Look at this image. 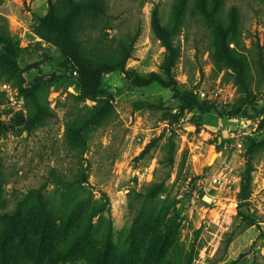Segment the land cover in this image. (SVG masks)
Masks as SVG:
<instances>
[{
  "label": "rangeland",
  "instance_id": "obj_1",
  "mask_svg": "<svg viewBox=\"0 0 264 264\" xmlns=\"http://www.w3.org/2000/svg\"><path fill=\"white\" fill-rule=\"evenodd\" d=\"M107 1L111 36L140 31L127 69L140 76L155 72L174 84L138 86L117 71L104 76L99 101L80 100L65 54L35 34L49 0H0V17L23 50L21 79L0 75L6 205L41 195L51 207L44 264H264V145L254 144L262 140L259 125L264 131V0H225L226 13L237 8L242 31L229 38L238 62L221 68L208 51L209 30L191 12L171 37L175 64H165L167 48L153 31L152 11L158 8L167 26L176 0ZM188 93L210 112L182 111L180 97ZM105 99L109 117L82 131L83 154L71 152L68 123ZM243 103L242 115L228 114ZM171 132L176 165L146 235L132 230L134 198L165 176L167 168H157ZM82 163L88 183L65 184L75 174L80 178ZM37 217L31 204L25 218L31 237L38 233Z\"/></svg>",
  "mask_w": 264,
  "mask_h": 264
},
{
  "label": "trees",
  "instance_id": "obj_2",
  "mask_svg": "<svg viewBox=\"0 0 264 264\" xmlns=\"http://www.w3.org/2000/svg\"><path fill=\"white\" fill-rule=\"evenodd\" d=\"M224 4L225 0H193L192 4L190 0H176L167 26L161 25L158 8L153 9V31L167 48L165 64L169 60H172V66L175 64L178 52L171 37L186 22L189 12L209 30L211 45L208 51L219 68L233 67L238 62L236 57L240 54L230 49L229 38L241 34L239 12L235 6H232L226 13ZM113 20L114 15L110 13L107 0H49L48 12L35 25L34 30L45 43L52 44L65 54L70 68V77L73 80L72 84L78 94L76 97L80 100L99 101L103 96L101 83L104 76L117 71L123 72L138 86H145L152 82L173 85L172 78H170V84L158 73L152 72L140 76L134 70L127 69L128 61L132 59L135 45L140 37V31L111 36L109 31L113 29ZM38 46L41 47V44ZM22 54L23 50L12 40L7 23L0 17V75L15 74L18 79H21ZM104 101L90 112H80L76 119L68 123L65 142L71 152L83 154L86 151V142L82 131L90 125L105 122L109 117L112 107L108 100ZM180 101L182 111L197 108L203 113H209L211 110L207 103L199 106L198 99L193 93L182 95ZM243 108L244 103L233 106L228 114L240 116L243 114ZM262 112L264 116V109ZM19 122L25 124L27 121L20 118ZM259 130L262 131V140L254 141V144L261 146L264 145V131L261 125ZM68 131L72 132L73 138L68 136ZM173 136L174 132H171L163 148L164 155L158 162L160 166L157 172L164 166L167 168L163 173L165 176L145 185L134 198L136 212L132 230L139 228L138 232L146 235L151 232L149 229L153 226L157 200L164 195L167 182L176 165L178 144ZM80 167L82 168L80 178L78 179L75 174L74 181L65 179V184L88 183L87 169L83 163ZM244 178L243 189L246 191L251 181V171H248ZM57 179L62 180L59 175ZM4 183L5 174L0 170V264H44V235L52 226L47 215L51 207L44 202V197L41 195L34 196L32 199L31 195L17 199L12 207H8L6 200L2 198ZM31 204H34L38 211V233L34 237L27 233L25 224ZM239 213H243L242 209H239Z\"/></svg>",
  "mask_w": 264,
  "mask_h": 264
},
{
  "label": "built area",
  "instance_id": "obj_3",
  "mask_svg": "<svg viewBox=\"0 0 264 264\" xmlns=\"http://www.w3.org/2000/svg\"><path fill=\"white\" fill-rule=\"evenodd\" d=\"M200 96H202L203 98L205 97V93H202L201 92V95ZM215 182H218L219 181V178H216L215 180H214Z\"/></svg>",
  "mask_w": 264,
  "mask_h": 264
}]
</instances>
